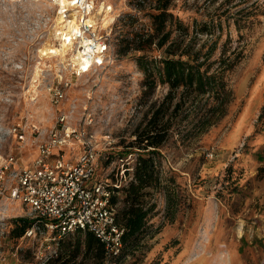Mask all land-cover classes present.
Here are the masks:
<instances>
[{"label": "rangeland", "instance_id": "rangeland-1", "mask_svg": "<svg viewBox=\"0 0 264 264\" xmlns=\"http://www.w3.org/2000/svg\"><path fill=\"white\" fill-rule=\"evenodd\" d=\"M106 4L115 18L102 26L99 17L100 38L108 43L104 62L76 71L54 39L58 16L49 0H0V165L12 154L14 168L32 165L61 115L66 125L85 126L97 143L98 177L117 166L133 169L144 153L127 145L168 87L159 85L145 98L136 60L141 52L117 51L128 32L152 31L157 0ZM170 8L191 35L195 21L212 25L213 33L198 34V42L210 49L211 71L222 68L227 97L223 105L203 100L205 109L218 107L207 115L212 123L199 130V111L160 150L171 196L164 188L151 190L147 233L122 264H264V0H170ZM80 150L77 142L65 153L74 161ZM14 168L0 181L7 189L0 195V264H40L56 252L59 239L49 240L54 232L44 228L17 239L10 234L15 219L32 217L24 203L6 196Z\"/></svg>", "mask_w": 264, "mask_h": 264}, {"label": "trees", "instance_id": "trees-1", "mask_svg": "<svg viewBox=\"0 0 264 264\" xmlns=\"http://www.w3.org/2000/svg\"><path fill=\"white\" fill-rule=\"evenodd\" d=\"M150 15L152 31L128 32L121 37L117 51L120 56L141 52L136 60L144 73L145 98L159 85L168 87L161 99L152 101L133 131L135 139L127 145L144 153H138L133 169L128 165L117 166L110 173L116 191L112 203L117 222L125 229L122 261L140 247L142 237L147 233L153 209L148 199L151 190L164 188L167 199L171 196V190L163 185L158 159L160 150L173 132H180L182 123L199 111L203 114L198 129L204 130L212 123L207 115L217 113L218 109L216 105L205 109L204 104L211 99L222 104L227 97L222 68L211 71L210 49L204 51V45L198 42V34L213 33L212 25L208 21H195L197 29L191 35L190 26L171 10L170 0H157ZM155 49L163 54L158 57L148 53ZM203 100L207 102L203 103ZM197 126L195 124V128ZM34 221L33 218L18 217L10 234L16 239L22 238ZM40 264H106L105 246L94 233L77 230L62 236L56 252Z\"/></svg>", "mask_w": 264, "mask_h": 264}, {"label": "built area", "instance_id": "built-area-1", "mask_svg": "<svg viewBox=\"0 0 264 264\" xmlns=\"http://www.w3.org/2000/svg\"><path fill=\"white\" fill-rule=\"evenodd\" d=\"M60 1L49 0L57 13ZM67 1L70 6L64 12L65 17L78 12V26L72 32V39L74 44H80L79 49L90 59L88 69H80L86 71L94 63L104 62L108 43L100 38L99 19L96 26L87 22L88 15L97 7L95 0ZM58 91V95L62 94L61 90ZM66 121V117L61 115L48 138L39 143V155L32 165L14 168L17 159L15 155H10L0 165V181L6 179L9 170L15 169V183L6 196L24 203L31 218L35 219L23 237L37 234L38 229L44 228L54 232L48 239L57 241L77 230H88L103 242L105 263L122 264L120 257L124 250L125 229L117 222L116 208L112 203L116 193L113 180L110 174L98 177L99 150L85 126L66 125ZM14 129L17 130V127ZM77 142L81 150L75 160L70 161L65 149L74 151ZM5 191L7 189L0 188V195H4Z\"/></svg>", "mask_w": 264, "mask_h": 264}, {"label": "bare ground", "instance_id": "bare-ground-1", "mask_svg": "<svg viewBox=\"0 0 264 264\" xmlns=\"http://www.w3.org/2000/svg\"><path fill=\"white\" fill-rule=\"evenodd\" d=\"M61 7L59 13H57V23L53 27L54 39L59 40V48L63 55L70 54L71 61L77 65L76 71L80 69H88L90 65V59L86 58L81 50L71 51L75 40L73 38V30L77 28L78 12L74 11L71 13L69 18H66L64 12L70 6L67 0L60 1ZM112 5L106 4V0H102L97 3V7L94 12H90L87 17V22L91 25H97L99 17L102 18V26L108 25L115 18V14L112 12ZM82 14V13H81ZM117 14V13H116ZM101 21V20H100ZM99 21V22H100ZM51 42L50 46H53ZM101 47H99L100 50ZM73 50V49H72ZM99 58L101 56L99 55Z\"/></svg>", "mask_w": 264, "mask_h": 264}]
</instances>
